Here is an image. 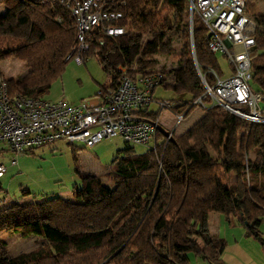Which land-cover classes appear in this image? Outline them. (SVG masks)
<instances>
[{
	"label": "trees",
	"instance_id": "obj_1",
	"mask_svg": "<svg viewBox=\"0 0 264 264\" xmlns=\"http://www.w3.org/2000/svg\"><path fill=\"white\" fill-rule=\"evenodd\" d=\"M20 3L39 35L28 42L17 23L11 35L0 32V62L13 58L27 69L17 79H5L0 71V78L11 98L43 99L74 57L76 22L59 0H0L8 9ZM102 7L122 13L120 26L126 33L105 38L100 27L87 37L89 49L81 62L97 54L106 60L111 76L100 89L118 84L123 76L119 66L139 64L129 74L134 78L155 69L154 56L176 54L175 67L163 71L171 83L161 87L174 95L169 113L188 116L204 92L196 64L209 86L213 79L208 69L220 73L221 67L208 50L203 25L194 20L190 31L187 1L102 0ZM255 18L257 56L251 62L250 87L262 95L264 112V12ZM161 111L142 113L158 120ZM156 139L161 147L140 155L125 143L121 165L104 175L111 187L97 175L76 170L80 183L72 188L71 199L51 197L0 209V234L23 230L45 238L35 250L11 257L0 244V264H190L188 253L219 264L226 243L208 235L204 225L210 214L232 218L264 249L259 230L264 220V124L214 105L180 135L166 142L159 132ZM231 176L235 180L230 186L224 182Z\"/></svg>",
	"mask_w": 264,
	"mask_h": 264
},
{
	"label": "built area",
	"instance_id": "obj_2",
	"mask_svg": "<svg viewBox=\"0 0 264 264\" xmlns=\"http://www.w3.org/2000/svg\"><path fill=\"white\" fill-rule=\"evenodd\" d=\"M190 31L197 20L209 36L207 47L212 55L220 54L229 72L208 69L213 84L209 86L196 64L202 87L201 97L191 107L207 110L220 106L234 116L253 124H264L260 108L263 97L250 87L251 62L257 56L256 37L258 23L248 9V0H186ZM70 10L77 29V45L72 55L81 62L89 49L88 35L102 28L105 38L123 36L126 29L120 26L122 13L102 7V0H59ZM103 45V41L99 43ZM192 53L193 50H192ZM71 56V55H70ZM137 63L119 66L123 76L113 87L99 89L93 100L68 106L62 101L51 102L17 96L11 98L4 79L0 78V145L14 154H24L34 148L65 141L81 143L91 148L103 139L121 138L130 145H143L152 149L161 147L157 135H166V142L177 130L184 116H173L175 126L165 130L158 120L143 115L155 103L161 110L172 107V102L153 100L155 89L169 85L171 78L161 70H139ZM209 100V101H208ZM2 149H0V156ZM12 161L11 165H15ZM6 168L0 164V177Z\"/></svg>",
	"mask_w": 264,
	"mask_h": 264
},
{
	"label": "rangeland",
	"instance_id": "obj_3",
	"mask_svg": "<svg viewBox=\"0 0 264 264\" xmlns=\"http://www.w3.org/2000/svg\"><path fill=\"white\" fill-rule=\"evenodd\" d=\"M20 4L22 5V3ZM248 9L255 16L262 14L264 0H248ZM9 11L10 9L0 5V14H3L2 18L7 21V26L12 25L11 19H7L8 14L11 13ZM21 27L28 33L26 38L22 35L28 42L37 38L29 37L30 32H27V25L22 20ZM0 32L4 34L2 31ZM145 39L146 36L143 35L140 41L144 43ZM173 46L177 49L179 43H175ZM216 57L222 71L228 74L229 69L223 57L220 54H217ZM85 58L83 62H77L75 57L69 60L62 77L51 86L43 99L51 102L62 101L68 106H77L81 102L93 100L98 90L109 82L111 76L105 71V59L101 60L94 53L88 54ZM153 59L157 61L154 70L164 72L174 68L177 62L176 54L169 57L154 56ZM0 71L5 79H17L23 76L27 69L24 63L10 58L0 62ZM173 98L172 91L165 90L161 86H158L153 93V100L169 101ZM149 110L156 112L159 110V106L153 103ZM202 115L203 111L195 108L183 119L174 134L178 136L183 133ZM158 121L168 131L176 123L174 117L167 110L161 111ZM5 146L0 145L4 150L0 156V164L6 168V172L0 177V209L14 203L28 204L51 197L71 199L72 188L80 183L76 170L97 175L105 186L111 187L104 175L119 168L124 158L122 150L126 144L121 138H108L101 140L91 148L84 147L81 143H75L78 148L75 150L67 142L58 141L51 145L34 148L32 154H14L9 152ZM130 146L135 154L140 155L144 154L151 145ZM253 157L250 155V158ZM12 161H16V164L11 165ZM234 180L235 178L231 176L227 182H223L231 186ZM22 190L29 191L30 195H23ZM217 215L211 214V218L217 217ZM218 216L223 219L221 215ZM226 226L228 227L227 223ZM259 230L264 241V220ZM227 231L230 233L231 230ZM44 242L43 236L23 230L4 231L0 234V244L8 257L31 252ZM198 243L203 246L201 240H198ZM258 245L261 246L259 243ZM187 256L190 264H206L200 258L194 257L192 253H188Z\"/></svg>",
	"mask_w": 264,
	"mask_h": 264
},
{
	"label": "crops",
	"instance_id": "obj_4",
	"mask_svg": "<svg viewBox=\"0 0 264 264\" xmlns=\"http://www.w3.org/2000/svg\"><path fill=\"white\" fill-rule=\"evenodd\" d=\"M21 8L22 5L19 4L15 8L10 9L9 12L11 13L8 14L7 19H11L12 25L9 24L7 26V21L2 18L3 14H0V31L6 35H11L14 31L15 23H17V26L22 31V35L26 38L28 33L21 27L22 20L27 25V32H30L29 37L36 38L39 35V30L23 15ZM226 223L229 228L226 226ZM204 227L210 237L223 239L226 243L219 264H264V249L262 246H259L252 238L246 237L244 228L232 218L229 220H226L224 217L220 219L218 215L217 217L211 218L210 214ZM228 229L231 230L230 233H228Z\"/></svg>",
	"mask_w": 264,
	"mask_h": 264
}]
</instances>
